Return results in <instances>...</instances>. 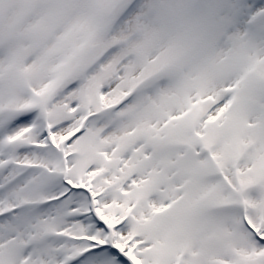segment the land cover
<instances>
[{"label":"snow or ice","instance_id":"6c2138e0","mask_svg":"<svg viewBox=\"0 0 264 264\" xmlns=\"http://www.w3.org/2000/svg\"><path fill=\"white\" fill-rule=\"evenodd\" d=\"M0 264H264V0H0Z\"/></svg>","mask_w":264,"mask_h":264}]
</instances>
